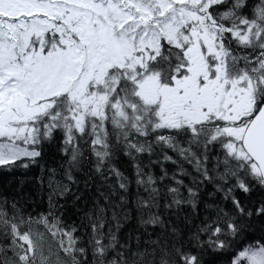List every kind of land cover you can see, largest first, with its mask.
Masks as SVG:
<instances>
[{"label": "snow or ice", "instance_id": "obj_1", "mask_svg": "<svg viewBox=\"0 0 264 264\" xmlns=\"http://www.w3.org/2000/svg\"><path fill=\"white\" fill-rule=\"evenodd\" d=\"M0 264H264V0H0Z\"/></svg>", "mask_w": 264, "mask_h": 264}]
</instances>
